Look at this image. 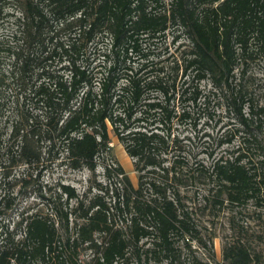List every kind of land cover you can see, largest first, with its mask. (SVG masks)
<instances>
[{
    "label": "trees",
    "instance_id": "trees-1",
    "mask_svg": "<svg viewBox=\"0 0 264 264\" xmlns=\"http://www.w3.org/2000/svg\"><path fill=\"white\" fill-rule=\"evenodd\" d=\"M211 101L218 128L192 152L176 125L196 127ZM0 116L4 176L20 166L27 183L54 162L93 171L102 158L107 178L89 198L63 183L48 212L21 211L0 264H69L76 243L96 264L139 258L143 240L145 255L170 253L196 237V211L228 213L236 229L235 214L264 209V0H0ZM110 136L136 185L104 162ZM222 257L261 264L241 236Z\"/></svg>",
    "mask_w": 264,
    "mask_h": 264
},
{
    "label": "rangeland",
    "instance_id": "rangeland-1",
    "mask_svg": "<svg viewBox=\"0 0 264 264\" xmlns=\"http://www.w3.org/2000/svg\"><path fill=\"white\" fill-rule=\"evenodd\" d=\"M171 38L169 33L164 39L165 43H162V46H168L169 51L174 50L177 45V42L174 44L171 42ZM163 55L165 53H162L161 57ZM258 70L257 65L251 69L259 76ZM213 110L216 112L219 110L215 101H211L207 107L197 106L193 115L197 118L196 127L192 126V121L176 125V134L184 139L192 152H197L201 148L203 139H206L204 134L216 132L218 125L215 126L214 123L217 115L214 119H209L207 115ZM5 124L4 117L0 116L2 138L6 136ZM108 145L110 150L104 155V162L110 166L121 165L132 184L136 185L137 173L133 167V159L126 154L114 136H110ZM101 160L102 158L97 159L98 163L93 171L86 167L73 170L57 162L45 163L44 167L40 166L36 171L33 170L31 176L27 175V183L20 178L23 172L20 166L7 169L8 176H4L0 171V197L5 192H9L12 197L9 208H4V203L0 201V246L5 244L9 238L21 237L22 231L18 227L21 211L30 212L38 208L43 212L50 210L52 202L59 200L60 184L74 186L80 195H86L87 198L100 192V188L107 185ZM35 172H37L36 175ZM252 210L251 207L249 213L234 215L236 229L230 228V214L228 213L219 212L212 215L207 211L202 213L196 211L193 216L198 229L196 237L179 240L170 253L159 252L155 249V252H148L146 255L144 249L148 241L143 240L139 258L135 255L130 256L123 264H227L222 257V247L225 241L235 236L244 238L250 250L256 253L261 259V264H264V209L256 212ZM237 226L241 228L239 231H237ZM69 252V264H96V253L87 248L85 244L76 243L74 247L70 246ZM26 264L38 263L30 261Z\"/></svg>",
    "mask_w": 264,
    "mask_h": 264
}]
</instances>
